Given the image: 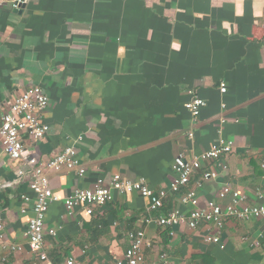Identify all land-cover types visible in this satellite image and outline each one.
<instances>
[{
	"label": "crops",
	"instance_id": "crops-1",
	"mask_svg": "<svg viewBox=\"0 0 264 264\" xmlns=\"http://www.w3.org/2000/svg\"><path fill=\"white\" fill-rule=\"evenodd\" d=\"M32 86L49 96L43 117L50 132L41 141L24 137L27 151L45 165L74 147L87 171L80 178L48 172L60 201L47 215L57 235L46 236L49 263L42 262L27 236L31 205L22 213L21 196L34 198L30 178L17 182L21 166L0 139V264H127L128 235L138 230L154 243L144 264L161 253L169 264H264L262 219H230L221 232L157 224L176 209L188 216L181 194L169 191L174 160L211 150L221 119L234 150L218 179L189 185L199 207L227 206L218 198L226 183L250 205L264 194V0H26L20 9L0 0V118ZM194 96L207 102L197 124L185 108ZM116 174L169 191L164 209L151 211L138 193H116L92 215L67 213L64 200L74 191L99 179L109 184ZM217 234L221 245L204 242Z\"/></svg>",
	"mask_w": 264,
	"mask_h": 264
},
{
	"label": "built area",
	"instance_id": "built-area-1",
	"mask_svg": "<svg viewBox=\"0 0 264 264\" xmlns=\"http://www.w3.org/2000/svg\"><path fill=\"white\" fill-rule=\"evenodd\" d=\"M10 3L13 8L20 9L25 5L26 0H10ZM220 91L222 94L227 93L225 83L220 85ZM49 105L50 99L46 91L40 86H32L20 93L11 103L7 112L0 118V139L3 150L13 163L21 166L17 173V182L21 183L26 177H29V188L34 194V198L26 194L21 196L24 205L22 213L27 212V205H31L33 213L27 223L30 249L34 256L46 263H49L46 252V236L55 237L57 235L55 229L47 228L46 219L50 207L55 202L60 201V198L51 189L48 172H59L62 169H67L80 178L87 171L74 147L65 149L45 165H40L38 157L27 151L24 137L33 141H41L50 132V127L45 123L43 117ZM206 106L207 102L197 96L192 97L185 104V108L191 113L194 124L199 122L201 111ZM222 107L225 108L226 106L223 105ZM225 123L226 120L221 119L222 127L218 131L219 141L211 150L192 159H187L183 154L175 158L172 169L176 177L171 183L169 191L181 194L180 203L189 209V214L188 216L183 214L180 209L173 210L167 215L159 216L158 225L173 229L181 224H186L189 229L196 230L205 224L212 225L221 232L230 219L264 220V194L262 193L258 195V203L250 205L245 196L226 183L221 186L218 198L220 200L229 199L230 202L227 206L224 207L216 201H211L206 207H199L197 192L189 189L192 181L197 182L198 186H202L209 180L218 179L222 171L228 170V165L222 159L233 152L234 142L224 137L223 126ZM189 137L192 139L193 134L191 133ZM262 166L264 168V164ZM198 173L200 178L195 180ZM169 191H156L144 179L131 180L116 174L109 184L104 179H99L91 188L77 189L64 200V206L69 215H73L78 208H83L88 215H92L95 208L112 202L116 193L121 196L138 193L141 197L150 200L151 211L160 212L164 209ZM128 238L129 248L124 256L126 263L144 264L146 251L154 248L153 241L147 237L144 230L130 232ZM204 242L221 245V238L219 234L207 235ZM4 247L8 249V245H4ZM9 248L13 251L19 249L15 246ZM60 264H75V259L68 258ZM113 264L124 263L117 259ZM155 264H169L168 255L161 253Z\"/></svg>",
	"mask_w": 264,
	"mask_h": 264
}]
</instances>
